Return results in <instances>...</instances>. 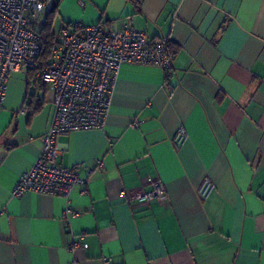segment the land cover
Listing matches in <instances>:
<instances>
[{
  "label": "crops",
  "instance_id": "0c3cea01",
  "mask_svg": "<svg viewBox=\"0 0 264 264\" xmlns=\"http://www.w3.org/2000/svg\"><path fill=\"white\" fill-rule=\"evenodd\" d=\"M53 5L55 33L80 21L167 38L172 70L123 64L103 128L57 138L58 165L85 182L67 198L11 196L55 112L49 87L36 90L28 69L11 74L0 109V264H264V0ZM180 128L188 138L177 146ZM148 177L164 185L165 203L136 199ZM205 178L214 188L201 198Z\"/></svg>",
  "mask_w": 264,
  "mask_h": 264
},
{
  "label": "built area",
  "instance_id": "2783aa9c",
  "mask_svg": "<svg viewBox=\"0 0 264 264\" xmlns=\"http://www.w3.org/2000/svg\"><path fill=\"white\" fill-rule=\"evenodd\" d=\"M53 0H0V109L7 82L20 68L38 69L35 82L53 93L54 117L42 138L41 151L32 168L24 172L11 191L13 198L27 192L68 197L72 187L84 185L76 170L57 163V138L82 130L102 129L111 102L114 82L123 64L152 65L172 70L166 49L167 38L149 39L144 32L124 28L110 31L101 23L80 21L63 24L56 32V47L49 65L38 63L42 51L40 30ZM136 127L138 124L133 123ZM180 128L173 142L187 140ZM101 166V162H98ZM150 187L136 197L140 202L163 204L167 201L159 179L146 178ZM214 188L205 178L198 190L205 198ZM73 214L70 208L65 217Z\"/></svg>",
  "mask_w": 264,
  "mask_h": 264
},
{
  "label": "trees",
  "instance_id": "16d2710c",
  "mask_svg": "<svg viewBox=\"0 0 264 264\" xmlns=\"http://www.w3.org/2000/svg\"><path fill=\"white\" fill-rule=\"evenodd\" d=\"M55 14V5H53L51 8H48V11L45 16L44 24L40 30V38L42 43V51L41 55L39 57L38 63L41 67H46L49 65V62L51 60L52 52L54 48L56 47V33L53 31V17ZM166 49L167 52L172 58V53L168 48V41L166 42ZM38 69L29 70V75L35 76ZM32 81V80H31ZM35 89L38 91H42L46 88V86H40L38 88L37 82H35V78L33 77V81ZM30 82V83H32Z\"/></svg>",
  "mask_w": 264,
  "mask_h": 264
},
{
  "label": "rangeland",
  "instance_id": "374dc122",
  "mask_svg": "<svg viewBox=\"0 0 264 264\" xmlns=\"http://www.w3.org/2000/svg\"><path fill=\"white\" fill-rule=\"evenodd\" d=\"M59 27V24L55 25L54 26V29H57ZM23 70V69H22Z\"/></svg>",
  "mask_w": 264,
  "mask_h": 264
}]
</instances>
